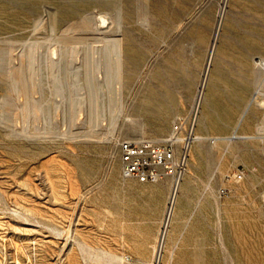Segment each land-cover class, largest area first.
I'll return each mask as SVG.
<instances>
[{
    "label": "rangeland",
    "instance_id": "374dc122",
    "mask_svg": "<svg viewBox=\"0 0 264 264\" xmlns=\"http://www.w3.org/2000/svg\"><path fill=\"white\" fill-rule=\"evenodd\" d=\"M259 58L264 0H0V264H146L127 218L147 206L168 231L159 264H264ZM178 121L209 137L174 169L167 226L174 177L124 180L120 143Z\"/></svg>",
    "mask_w": 264,
    "mask_h": 264
},
{
    "label": "built area",
    "instance_id": "2783aa9c",
    "mask_svg": "<svg viewBox=\"0 0 264 264\" xmlns=\"http://www.w3.org/2000/svg\"><path fill=\"white\" fill-rule=\"evenodd\" d=\"M182 133H184L183 136H181ZM195 137L194 121L188 128H185L183 122L178 121L172 132L163 139L121 141L123 179H134L141 183H156L165 175L173 173L175 167L182 169ZM179 142H182L180 156ZM243 177V171H237L227 176L229 180L237 181L242 180Z\"/></svg>",
    "mask_w": 264,
    "mask_h": 264
},
{
    "label": "bare ground",
    "instance_id": "6f19581e",
    "mask_svg": "<svg viewBox=\"0 0 264 264\" xmlns=\"http://www.w3.org/2000/svg\"><path fill=\"white\" fill-rule=\"evenodd\" d=\"M102 17H103V15H101ZM100 16V17H101ZM106 21V20H105ZM101 22V21H100ZM95 23V22H94ZM39 24H41V22L39 23ZM38 24V25H39ZM102 24V23H101ZM100 24V25H101ZM100 25H99V27H100ZM121 26V25H120ZM38 27V26H37ZM92 29V28H91ZM119 31H120V29H119ZM100 33V32H99ZM120 37V36H119ZM105 39V38H104ZM123 39V38H122ZM100 41V40H99ZM107 47V46H106ZM110 47H111V44H110ZM109 47V48H110ZM122 45H121V42H120V39L118 38V36L117 37H115V39H114V42H113V46H112V52L115 54V56H116V58H115V60H114V62L112 63V64H114V66H115V81H117V83L118 84H120V97L119 98H122V96H123V86H122V84H123V70H122V68H123V63H122ZM105 49H107V48H105ZM109 50V49H108ZM107 50V51H108ZM109 52V51H108ZM110 53V52H109ZM113 54V55H114ZM109 56H110V54H108ZM112 56V55H111ZM111 59V58H110ZM114 59V58H113ZM26 62V61H25ZM28 62V61H27ZM23 64V63H22ZM25 64V63H24ZM23 64V66H26V65H24ZM210 64H211V59H210V62L207 64L208 66V71L210 70ZM33 64H31V66H32ZM257 65H259L260 67H264V59H262V58H259L258 60H257ZM30 66V68L28 69V70H31V68H33V67H31ZM34 66V65H33ZM34 67H36V66H34ZM258 67V66H257ZM10 69V68H9ZM27 69V68H26ZM27 70V71H28ZM35 70H39L38 68H35ZM261 70V69H260ZM26 71V72H27ZM31 72V71H30ZM30 72H28L29 74H30ZM34 72V71H33ZM37 73H36V71H35V75H36ZM28 75V74H27ZM18 77V78H21L22 76H23V69H21V68H15V69H13L12 71H11V77ZM114 76H113V78H114ZM29 77V76H28ZM112 78V77H111ZM112 78V79H113ZM30 79V78H29ZM35 79H36V77H35ZM34 79V80H35ZM19 80H24L23 78H21V79H19ZM16 81H17V79H16ZM31 81V80H30ZM111 81H113V80H111ZM114 81V84L116 83ZM263 81H264V79H263ZM262 81V82H263ZM23 82H25V81H23ZM16 83V82H15ZM37 84V83H36ZM113 84V83H112ZM118 84H116V85H118ZM206 84V83H205ZM204 84V85H205ZM40 84H38L37 86H39ZM116 85H115V87H116ZM18 86H19V84H18ZM14 88V87H13ZM15 88H19V87H17V84H16V87ZM28 87H27V84L26 83H24V89H23V91L22 92H26V90H28L27 89ZM32 89V88H31ZM38 90H39V88H37ZM19 91H20V89H18ZM30 90V89H29ZM29 90H28V92H27V94L28 93H30L29 92ZM33 90V89H32ZM119 90V89H118ZM258 90V89H257ZM13 91H15V90H13ZM16 91H17V89H16ZM117 91V90H116ZM200 91V90H199ZM21 92V91H20ZM20 92H19V94H20ZM118 92V91H117ZM259 92V91H258ZM33 94V93H32ZM256 94V93H255ZM20 95H22V93L20 94ZM24 95V94H23ZM30 95V94H29ZM28 95V96H29ZM26 96V95H25ZM203 97V96H202ZM258 97V96H257ZM255 99H256V97H253V99L252 100H250L248 103H247V105H246V107H245V109L242 111V113H241V115H240V118H239V120H238V123H237V125H236V130L241 126V124L243 123V121L245 120V118H246V115H247V113H248V111H249V109H250V107L252 106V104H253V102L255 101ZM29 100V99H28ZM27 101V100H26ZM29 103H30V101H29ZM122 104V103H121ZM26 105V104H25ZM28 105V104H27ZM34 107H35V105H33ZM120 106V105H119ZM33 108V107H32ZM39 108V107H38ZM37 107H36V110L38 109ZM122 108V107H121ZM121 108L119 109L120 111H121ZM23 109V108H22ZM25 109V108H24ZM30 111V110H29ZM31 112H32V110H31ZM122 112V111H121ZM120 112V113H121ZM124 112V111H123ZM191 112V111H190ZM93 114V113H92ZM95 114V113H94ZM94 114L92 115V116H94ZM95 117V116H94ZM130 118V117H129ZM92 119V118H91ZM89 120V122L90 121H92V120ZM94 119V118H93ZM131 120V119H130ZM139 120V119H138ZM135 122H136V120H135ZM202 122V121H201ZM92 123H93V121H92ZM95 123V122H94ZM132 123V122H131ZM137 123V122H136ZM78 124V123H77ZM80 124V123H79ZM78 124V125H79ZM91 125V124H90ZM89 125V126H90ZM93 125V124H92ZM80 126V125H79ZM82 126V125H81ZM84 126V125H83ZM82 126V127H83ZM78 127V126H77ZM94 128H95V126H93ZM92 129V128H91ZM259 129V128H258ZM261 129V128H260ZM90 131V130H89ZM263 131V130H262ZM80 132V131H79ZM82 132V131H81ZM96 132V131H95ZM88 133V132H87ZM99 133V132H98ZM90 134L92 135V133L90 132ZM83 135V134H82ZM81 135V136H82ZM88 135H89V133H88ZM240 135V134H239ZM79 136V135H78ZM209 137V136H208ZM207 136H205L203 133H201V132H196V137H195V140H194V142H193V145H192V148L195 146H197V148L199 149V148H202L203 146H204V141L208 138ZM239 137H245V136H239ZM247 137V136H246ZM210 139V138H209ZM213 139V138H212ZM196 143V144H195ZM195 144V145H194ZM194 149V148H193ZM196 151V150H195ZM171 175L174 177V181H173V191H172V193H171V197L173 198V205H172V207L170 208V214H169V216L167 217L166 216V221H165V223L167 224V226H169V224L171 223V221L173 220V218H174V216H175V202H176V199H177V195H178V192H179V187H180V180H181V174H180V172L179 171H177L176 173H175V171H173V173H171ZM172 200V199H171ZM162 222H163V220H162ZM164 229H166V227L164 228ZM168 231H167V229L166 230H161V235L158 237V239H157V242H156V244H155V246H154V260H153V262H152V264H159V262L161 261V259H162V256H163V251H164V249H165V244H166V240H167V235H168V233H167ZM127 259H129L128 258V256L126 257ZM171 262H172V260H171Z\"/></svg>",
    "mask_w": 264,
    "mask_h": 264
},
{
    "label": "crops",
    "instance_id": "0c3cea01",
    "mask_svg": "<svg viewBox=\"0 0 264 264\" xmlns=\"http://www.w3.org/2000/svg\"><path fill=\"white\" fill-rule=\"evenodd\" d=\"M134 208L137 211L132 213L136 216L127 218L128 224L134 226L132 232H128V240L136 247L133 259L147 264L152 259L154 246L161 235V212L148 206ZM139 247H144L142 255L137 254Z\"/></svg>",
    "mask_w": 264,
    "mask_h": 264
}]
</instances>
